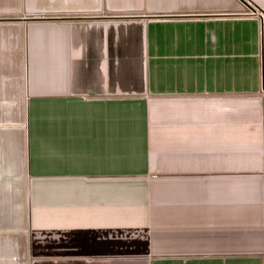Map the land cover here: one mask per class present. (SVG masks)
Instances as JSON below:
<instances>
[{"label": "crops", "instance_id": "obj_1", "mask_svg": "<svg viewBox=\"0 0 264 264\" xmlns=\"http://www.w3.org/2000/svg\"><path fill=\"white\" fill-rule=\"evenodd\" d=\"M0 264H264V0H0Z\"/></svg>", "mask_w": 264, "mask_h": 264}]
</instances>
